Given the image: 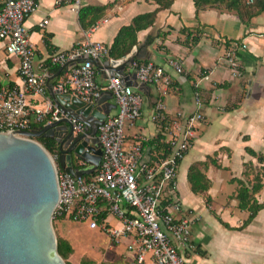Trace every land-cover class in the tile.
Wrapping results in <instances>:
<instances>
[{
    "label": "crops",
    "instance_id": "crops-1",
    "mask_svg": "<svg viewBox=\"0 0 264 264\" xmlns=\"http://www.w3.org/2000/svg\"><path fill=\"white\" fill-rule=\"evenodd\" d=\"M111 1L81 0L80 7ZM37 2V11L26 19L25 26L34 50L33 68L38 74L54 70L49 62L53 53L70 50L87 36L109 46L118 30L134 16L157 8L152 1L118 0L99 19L107 22L89 34L90 27L81 26L78 11H73L69 4L57 6L55 0ZM44 20L48 22L41 26ZM188 31L192 36H200L198 42L192 44L187 39ZM158 33L167 34L157 36L151 45L144 44L149 35ZM44 37L49 45L45 44ZM137 41L134 61H152L164 66L172 85L162 94L154 85L140 87L132 80L133 86L142 93L143 104L138 120L125 128V146L141 138L144 159L159 160L162 152L157 153L151 141L158 136L166 137L151 119L155 101L161 98L169 114L176 111L190 114L195 111L194 92H200L203 120L196 124L194 141L178 164L175 180L174 196L181 206L176 217L187 215L192 220L190 240L183 256L189 264H264V208L245 224L249 212L239 209L234 198L236 180H245L244 163L251 161L257 167L256 160L245 148L264 154V12L253 17L249 25L235 13L214 8L200 11L197 19L193 0H174L169 9L158 12L151 27L137 33ZM234 41H243L246 48L240 55L242 74L232 79L220 59ZM4 48L0 42V83L20 87L18 61L7 55ZM168 58L180 61L182 74L166 66ZM106 61L96 65L99 85L105 84L107 73L123 78L132 75L128 63L121 65L123 70L118 72L109 70L104 65ZM201 74L209 75V79L198 81ZM63 75L64 71L58 68L49 79L45 95L27 96L28 105L42 107L46 101L53 103L49 87H54ZM114 112L115 109L111 111ZM195 163L205 164L200 168L210 183L207 195L191 191L187 173ZM78 164L82 162L78 160ZM224 173L230 175L227 183L233 188L229 193L223 192ZM255 197L259 203L264 200V187Z\"/></svg>",
    "mask_w": 264,
    "mask_h": 264
},
{
    "label": "built area",
    "instance_id": "built-area-1",
    "mask_svg": "<svg viewBox=\"0 0 264 264\" xmlns=\"http://www.w3.org/2000/svg\"><path fill=\"white\" fill-rule=\"evenodd\" d=\"M243 1L253 4L257 0ZM62 3L78 11L81 0H55L57 6ZM0 5V42L4 43L7 55L17 59L22 79L20 87L0 83V132L29 131L32 125L43 126L67 117L50 101L42 107L27 103V96L45 95L52 75L38 74L33 68L34 50L25 21L37 11V0H0ZM47 22L44 20L40 25ZM105 22L107 19L96 21L89 28V34ZM245 48L243 41H234L220 59L232 79L242 74L240 55ZM108 54V45L87 36L70 50L55 52L49 58L52 66L64 71L53 87L55 90L86 102L108 92L116 105L115 112L97 126L95 137L100 143L101 161L94 174L76 176L56 166L58 201L53 218L85 222L90 229L104 232L115 244L129 239L127 249L132 258L128 264H189L182 253L190 240L192 220L187 215L176 217L181 206L174 192L178 164L194 141L196 124L203 120L200 92H194L195 111L190 114L182 111L169 114L161 98L155 101L151 119L166 137L160 142L167 153L156 162H149L143 157L141 138L124 145L125 128L141 115L143 97L137 86L151 84L164 94L172 85L171 77L162 65L134 61L129 66L130 72L136 75V87L129 84L130 75L125 79L109 73L105 84L99 85L96 65L106 61ZM166 66L177 74L183 73L180 61L175 58H168ZM207 79L209 75L201 74L198 81ZM68 119L74 133L84 132L81 121ZM52 158L56 162L57 156ZM110 218L118 225L110 224Z\"/></svg>",
    "mask_w": 264,
    "mask_h": 264
},
{
    "label": "water",
    "instance_id": "water-1",
    "mask_svg": "<svg viewBox=\"0 0 264 264\" xmlns=\"http://www.w3.org/2000/svg\"><path fill=\"white\" fill-rule=\"evenodd\" d=\"M136 50L133 47L124 58L110 59L104 65L120 72L121 65L134 62ZM135 79L132 73L131 80ZM49 90L53 103L67 117L38 129L0 132V264H66L57 251L52 224L58 201L56 166L84 176L92 174L101 161V147L95 136L97 126L116 107L112 95L105 92L86 102L53 87ZM72 117L84 124V132L74 133L68 119ZM36 137L56 143V162ZM73 158L88 166L74 168Z\"/></svg>",
    "mask_w": 264,
    "mask_h": 264
},
{
    "label": "trees",
    "instance_id": "trees-1",
    "mask_svg": "<svg viewBox=\"0 0 264 264\" xmlns=\"http://www.w3.org/2000/svg\"><path fill=\"white\" fill-rule=\"evenodd\" d=\"M118 0H113L107 4L99 6H81L78 10V17L81 26L84 29L91 27L96 21L104 16L106 10L113 7ZM152 1L157 4V8L154 11L138 14L134 16L128 25L122 26L115 35L111 45H109L108 59L118 60L128 55L134 46L138 44L137 33L146 30L151 27L156 19L159 11L166 10L171 7L174 0H145ZM195 6V15L198 19V13L206 9H216L222 11H228L235 13L240 20L249 25L253 17L264 12V0H257L253 4H246L243 0H193ZM1 8V5H0ZM184 30V29H183ZM167 33H158L156 36H148L144 42L146 45H151L157 36L164 37ZM187 39L191 40L194 44L198 42L200 36H192V32L188 31ZM46 45L48 41L44 37ZM230 46V45H229ZM136 63L145 62V60H135ZM54 70H50L49 73L53 74L57 72L59 67L54 66ZM11 86V85H10ZM42 125H32L31 129H38ZM162 137L158 136L155 140L151 141L152 147L157 150V153H163L159 155L163 157L167 151L165 145L160 142ZM35 140L39 142L50 155L58 154L56 143L50 138L36 137ZM156 146V147H155ZM246 152L249 156L254 158L257 163V167L253 166L251 161L244 163L245 171L243 172V178L245 180L237 179V187L235 189L234 198L238 202V208L249 212V217L245 224L248 223L259 210L264 208V200L259 203L256 199V194L264 187V154L255 152L253 149L246 147ZM205 166L204 163L192 164L187 173V180L190 185L191 191L195 194L207 195L209 189V181L205 174L201 170V166ZM85 164H78V159L73 162L74 168H82ZM90 175H84V177H91ZM234 182V181H233ZM207 197V196H206ZM207 198V202H208ZM65 220L63 218H53V222ZM57 238V251L66 264L69 256L73 253V247L71 243L64 237L56 236Z\"/></svg>",
    "mask_w": 264,
    "mask_h": 264
},
{
    "label": "rangeland",
    "instance_id": "rangeland-1",
    "mask_svg": "<svg viewBox=\"0 0 264 264\" xmlns=\"http://www.w3.org/2000/svg\"><path fill=\"white\" fill-rule=\"evenodd\" d=\"M229 177L223 174V192L229 193L233 188L227 183ZM109 220L113 226L118 225L115 219ZM53 229L56 236L64 237L71 243L73 253L67 259L71 264H127L132 258L127 249V239L115 244L104 232L90 229L85 222L60 220L53 222Z\"/></svg>",
    "mask_w": 264,
    "mask_h": 264
}]
</instances>
